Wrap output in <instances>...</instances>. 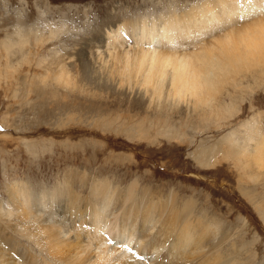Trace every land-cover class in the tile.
Segmentation results:
<instances>
[{
  "label": "rangeland",
  "instance_id": "obj_1",
  "mask_svg": "<svg viewBox=\"0 0 264 264\" xmlns=\"http://www.w3.org/2000/svg\"><path fill=\"white\" fill-rule=\"evenodd\" d=\"M212 1L214 0H0V264H101L92 238L95 235L104 236V233L91 232L87 220L83 218L79 222L76 218L78 213L89 209L88 204L94 200L91 201L89 196L91 185L101 179L110 182L121 193L115 196L114 203L107 211L112 213L108 220L111 228L116 227V220L125 214L122 206H133L135 201H131L136 196L140 198L141 190L153 194L150 199L153 198L157 206L164 198L162 203H169L159 206V227L149 237V232L146 235L135 230V240L128 251L129 255L136 256L135 261L139 264L146 261L140 260L138 251L145 246L148 250L153 238L162 244L155 253L157 263L169 264L166 255L169 243L164 241L167 240L166 234L160 230L164 227H176L175 221H167L166 214L168 216L174 211H182V203L188 200L193 201L196 206L192 209L193 216L203 221L209 219L219 222V234H216L215 242L209 248L221 244L216 245L219 248L213 250L220 251L218 255L221 254V260L231 259L238 264H264V221L260 216L264 213V167L251 163L250 142L248 146L245 145L247 148L244 147V155L240 157L230 152L227 154L225 148L234 146L223 140L232 132L239 140L244 136L241 126L247 123H256V135H264V63L250 65L264 58V51L256 59H250L247 54L249 57L245 56L243 61L233 64L236 65V73L232 70L227 80L223 76L220 83L227 82L215 86L219 91L215 93L214 99L202 100L195 91L188 90L178 94L169 85H162L160 90L155 89V83L159 79L161 83L170 81L171 74L175 71L176 59H172L170 63L165 62L162 68L169 71L171 69L172 72L162 73L161 69L149 80L136 70L137 55L134 52L137 49L133 42H136L135 37H139V33H135L138 36L123 33V38L127 40L120 39V46L131 50V66L126 71L121 68L122 63L117 61L118 55L112 57L108 53L105 48L107 41L101 43L109 30H115L125 20H147L146 22H153V25L155 21V24H159L166 18L176 16L179 22L185 19L181 22L184 25L188 21L185 17H189L185 16L186 13L193 16L199 13L194 14L198 10L207 13L210 11L206 8L207 4ZM242 1H250V6H253L252 4L261 3L262 0H233L232 3L236 6L240 2L239 6L242 8ZM244 12L248 13L242 15ZM260 14V18H264V10ZM260 14H257L255 8L230 10L223 16L220 24L217 25L220 18L209 24L215 25V30L200 35L198 27L193 23L186 25L191 32L188 38L184 32L186 27L184 31L173 34L174 37L180 35L174 41L176 45L172 46L166 41L161 45L157 43L158 38L153 39V45L150 44L149 48L174 53L190 51L187 62L190 61L189 64L192 65L196 61L195 57L202 55L200 52L206 47L204 44H217L214 37L219 34L230 30L231 34L228 35L232 38L238 36L239 32L252 35L249 25H253ZM205 17L206 15L203 18ZM16 19L26 28L38 27L36 23H39V27L46 29V32V23L57 25L62 22L65 23V31L42 45L35 42L31 35L26 41L22 34L23 37L20 38L25 40L21 42L20 38H16V45L6 51L4 44L10 43L6 38L12 35V28L18 23ZM148 40H152V37ZM172 41L173 39L170 40ZM202 42L204 44L192 49ZM244 45L247 46L248 43L244 41ZM232 48L234 52H239L237 56L247 51L239 44ZM122 50L120 48L117 52ZM230 51L227 52L228 55L234 53ZM219 56L221 58V55L217 57ZM86 57H89L91 63L104 64L99 69L102 73L96 77L89 76L88 80L82 77V60ZM209 58L210 56L207 59L211 60ZM243 63L246 67L240 69L238 66ZM62 64H66L68 77L64 73V80L58 82L55 79V82L54 78L60 73ZM144 64L145 67L146 63ZM195 64L201 70L205 65ZM157 75L161 77L158 78ZM157 92H161L159 97ZM259 141L255 139V142ZM201 148L216 149V152H211L214 158L208 168L198 166L194 160L193 156ZM261 163L264 164V160ZM67 181L73 184L72 187ZM22 186L26 188H23L26 194H35L44 199L51 194L57 195L53 196L54 199L51 198L53 200L49 197L47 201L45 199L46 205L38 212L40 214L37 221L40 220L42 224L45 220L49 222L48 225L43 224L45 228V225L57 224L65 230V234L60 236V239L65 240L64 263L49 256L45 247L46 234L43 230L38 231L39 222H31L22 215L18 207H12L9 189ZM131 186L134 195L130 201L124 195ZM60 188L67 192L64 195L66 197H58L55 189ZM46 195L48 196L45 197ZM174 196L176 197L173 198ZM123 197L128 202L121 199ZM138 197L136 201L139 200ZM62 198L65 200L63 208L58 204ZM119 202L124 205L117 206ZM140 217L136 220L140 221ZM131 218L133 220L134 217L130 216ZM80 223L82 226L79 229ZM66 230H71L70 234ZM219 239L222 242L218 243ZM109 240L110 237L106 241ZM114 243L111 240L106 245L118 247ZM207 250L208 247L204 255L209 253ZM178 258L179 256L172 257L171 262H199L193 260L181 263L177 262Z\"/></svg>",
  "mask_w": 264,
  "mask_h": 264
},
{
  "label": "bare ground",
  "instance_id": "obj_2",
  "mask_svg": "<svg viewBox=\"0 0 264 264\" xmlns=\"http://www.w3.org/2000/svg\"><path fill=\"white\" fill-rule=\"evenodd\" d=\"M232 1H230V0H214V1L207 4L206 8H208L210 10L207 13L204 11L200 12V10L195 11L194 14H196L198 12L199 13L194 15V16L192 14L189 15V13H186L185 16H189V17H185V18H188L187 19L188 21L184 25L181 22L185 19H181L180 20L181 22H179V19L176 16H174L173 18H166V19H164L165 21H163L162 23H160L161 22L160 21L159 24H155V22H156L155 21L153 25H152L153 22L152 23L146 22L147 21L146 19H145L146 21L140 20V22L135 21V20L134 21L125 20L122 23L120 22L121 24L120 25L118 24V26L115 30H109L108 34L104 38L101 39V43L102 42L105 43V41H107L105 48L107 49L108 53H110V56H112V57L113 56L117 57V55H118L117 61L122 63L121 68L122 69L124 68L126 71V70H129V67L131 66V62L129 60V57L131 55V52H130L131 50L124 49V47L120 46V43L122 42L121 40H125L123 38V33H130V35H133V36H138L135 33H139V37H135L136 42H133V43H134V46L135 45L137 46V47L135 46V48L137 50L134 52L137 55V58H136L137 69L136 70H138L139 72H142V75H144L143 77L147 76V78L149 80L152 76L155 75L156 71H160L163 68V65L165 62L170 63V61L172 59H176V61H175L176 64L174 65L175 71L172 72L170 69V71L172 72L171 77H170V81L169 82L163 81V83H161L159 81L161 79H159L155 83V89L156 90H160L162 85H164V86L167 85V87L169 85L178 94H180L184 91L190 90L192 92L195 91L197 96L199 95V97H201L202 100H207V98L208 99L210 98V100H213L215 97L214 96L215 93L219 89V88L215 89V86L218 83L223 81L224 75L226 76L225 80H227V79H229L227 76L236 70L235 69L236 65H233V64L240 62V61H243V58H245V56L246 57L248 56L247 54L250 55V59H256L255 57H259L261 55V53H263V51H264V20H263L264 18L263 17L260 18V16H261L260 13L262 12V10H264V0H262L261 3L252 4L253 6H250V4H251L250 1H247V2L242 1V4H243L242 8H240V6H239L240 2H237L236 6H235V3L233 4ZM251 1H253V0H251ZM221 3L224 5H220ZM243 8H246V9L255 8V11L257 12V14H260L259 17H257L255 19L257 22L254 20L255 23H253V25H255V24H257V25L253 26L251 24L250 25L248 24L249 27L252 28V29L250 28V30H252V32H250L252 35L248 36V33L245 34L244 32L243 33L239 32L240 34H238V36L232 38V37H230L231 35H228V33H230V30H229L228 32L221 33L218 36L214 37V40L215 41L217 40V44H215V46H213L212 44L209 45L210 42L206 43V45L204 44V42H202V43H198L196 45L194 44L195 46H193V47L191 46L192 49H196L199 45L201 46L202 44H204V46H206V47L203 46L204 48L201 50L202 52H200L202 55L195 57L196 61H194L195 63L205 64L204 68L202 66L203 70H201V68L199 67L198 64L193 63L191 65V64H189L190 61L187 62V60L191 54L190 51H188V52H182L181 51V53H174L171 51L165 52L164 50L152 47L153 39H158V38H159V40H157V43H159V44H161V43L163 44V41H166L167 44H170L172 46L176 45V44H174V41L176 40V38H180V35L177 34L176 37H174L173 34L184 31L185 27L187 29L184 32H186V36L188 38V36H191V34H190L191 32H190L189 27L186 25H191L193 23H195L196 26L198 27L197 31H200V33H201L200 35H203L206 32H209L211 30H215V25H209L214 21V19L217 20L218 18H220L219 23L217 22V25H218L222 22V18L227 12L229 13L230 10L238 11V10L243 9ZM17 12H15V13H17ZM246 13H248V12H244L242 15H245ZM204 15H206L205 18H203ZM41 16H39V19H41ZM16 17H18V16L16 15ZM201 18H203V19H201ZM17 19H16V21H17ZM20 19H22V18H20ZM41 21H43V20H41ZM41 21H40V23H41ZM17 22H16L17 24L14 25L12 28L13 29L12 35H9L6 38V41L10 42V43L4 44V49L6 51H9L10 49L13 48V46L16 45L14 40L17 41V39H19L21 36L23 37L22 34H24L26 41H28L27 39H29V37L31 35V37L34 38L33 40L35 42L42 45L45 43L47 44L48 41H51V40L57 38L58 35L62 34L65 31V23H62V22L58 23L57 25H52V24L46 23L47 25L45 24L46 27H44V28H48L47 32L45 31L46 29L44 30V29H42V27H39V23H36V25H38V27L35 26L32 28H26V27L22 26V25H24L22 22H20V21H17ZM217 25H216V27H217ZM248 25H245V26H248ZM246 32H249V31L247 30ZM195 36H197L196 33H195ZM151 37H152V40L149 41L148 38H151ZM25 38H20L21 42H23V40H25ZM171 39H173L172 42H170ZM235 39H237V40H235ZM244 41L248 43L247 46L244 45ZM150 44H152L151 45L152 49L149 48ZM238 44L241 46H244L245 49H247V51H245V49H243L245 52H242L237 56V54L239 52L238 53H237V51L234 52L232 47L236 46ZM125 45H127V44H125ZM116 46H117V49H116ZM128 46H127V48H128ZM96 48H98V47H96ZM120 48H123L122 52H117ZM167 48H169V46ZM251 48H252V51L250 50ZM89 49L91 50V48H89ZM89 49H87V50L90 51ZM131 49H134V48H131ZM230 50H232L234 52L232 55L227 54V52ZM88 53L90 54L91 52H88ZM194 53H195V51H194ZM230 53H231V51H230ZM218 55H221V58H220V56L217 57ZM222 55H224V56L222 57ZM209 56H210L211 60L207 59V57H209ZM82 61H83L82 62V73H83L82 77H83V79L88 80L89 76H91V77L95 76L96 77L97 74L102 73L99 69L103 68V65H104L103 63H102V65L101 64L99 65V63L98 64L91 63L89 57H86ZM260 61L254 62L253 64H250V65H261L262 62L264 63V58L260 59ZM144 63H146L145 67L143 66ZM207 64L211 65V66L208 67ZM238 67L240 69L241 68L243 69V67H246V64L243 63ZM132 70L133 69H131V71ZM170 71L167 70L166 68L162 69V73H167ZM64 73H65V76L68 77L66 64L61 65L60 73H58L55 76L54 80L56 79L58 82H60L62 79L64 80V78H63ZM235 73H236V71H235ZM169 75H170V73H169ZM160 77L158 76V78H160ZM56 80H55V82H56ZM91 80H92V78H91ZM226 82L227 81L220 83V84L223 85V84H226ZM160 94H161V92H157L158 97L160 96ZM190 94H192V93H190ZM193 95H194V93H193ZM226 110H228V109H226ZM255 124L247 123V124L242 125L241 126L242 129H244V132L242 134L244 136L239 138V140L237 139L238 137L237 138L235 137L233 132L228 133L227 136H225V138H223V140L225 139L226 142H230V144L231 145L233 144V146H234V148L231 146L225 148V149H227V154L230 152V153H233V154L238 155V156L244 155L243 151L245 150V148H247L245 145L248 146V144L250 142V144L252 145V148H250L251 151L249 153L251 163L253 165L256 164L259 167L262 166L261 168H263L264 164L261 162L264 160V159L262 160V158L264 156V135L259 136L258 134H260V133H257V135H256L257 130L255 128H258V126H254ZM255 137L257 138V140H260V141L255 142V139H256ZM227 145H229V143ZM235 145H236L237 150H235ZM209 149L210 148H208V149L201 148V150H199L193 156L195 158V159L194 158L193 159L195 160V162L197 163L198 166H201V167L203 166L202 168H204V167H207L208 165H211L213 163V160L211 161V159L214 158V155H212L211 152H213L212 150H214L215 148H212L210 150ZM218 151H219V147H218ZM218 153H221V152H218ZM225 153H226V151H225ZM213 154H215V153H213ZM242 156H240V157H242ZM252 164H250V165H252ZM259 167H258V169H259ZM79 179H81V178H79ZM67 184L70 187H72V185H73L70 181H69V183L67 181ZM93 184L91 185L92 190H91V193H89L90 194L89 196H91V198H90L91 201H92V199H94V200L88 204L89 209L86 210L84 213H82L80 211L81 213L80 214L78 213V215H77L78 217H76V218H77V221L79 220V222H81L80 220H82L83 218L85 220H87L88 224L90 225L91 232L104 233V236H101V237L94 234L95 236L92 238V239H94L93 244H95V248H94L95 253L99 256L98 260L101 262V264H139L137 261H135V260H137V259H135L136 256L135 255L134 256L129 255V251H128L129 248H132V245H133L132 243H134V240H135L134 234L137 232L135 230L138 229L139 232L141 231V233H144V234L149 232L148 235L146 234L149 237L150 234L152 233V231L156 230V228L159 227V224H157L158 223V218H157L158 217V211H160V209H161L159 206L168 205L169 203L163 204L162 201L165 199L164 198L161 202H159V205L157 206V204L153 200V198L150 199V197H152L153 194L151 193L152 195H150L149 193H147L144 190H141L142 192L140 193V198L138 196H136L139 198L138 201L135 200L136 197L133 201H131L130 199H132L133 195H134L132 193L134 190L133 189L134 186L132 185L133 187L132 186L130 188L128 187L127 193H126V195H124V197H126L131 202L135 201L136 203L134 202L133 206L130 204L131 206L127 207L126 206L127 203L125 202L126 203L125 206L127 208L122 206V209L124 208V210L126 211L125 214L122 215L123 217L121 219H118V221L116 220V222H117L115 224L116 227L111 228V226L109 227V225H108L111 222L109 223L108 220H109L110 215L112 213H108L107 211L110 210V205H112L114 203V201L116 199L115 196L120 192V190L117 187H113L110 184V182H107L105 179L96 180L95 183H93ZM23 188L24 187L22 186L20 188L12 187L9 189V196L13 200V206L12 207H14V209L16 207H18V210L22 213V215L23 216L25 215L26 218L31 220V222L37 221V216H38V214H40L38 212H40V209H42L46 205V204L44 205L45 199H46V201L48 200V197L50 199L51 198L54 199V197L57 195L56 194L55 195L51 194L50 196L46 195L45 197H47V196L48 197L44 199L43 197L35 195V194H33L34 196L30 193L26 194L25 191L23 190ZM80 188H81V186H80ZM24 189H26V188H24ZM62 190H61V188L59 190L55 189V192H58V195H59L58 197H60V195H62V196L66 195L65 194L66 191L64 192ZM120 194L121 193H119L118 195H120ZM64 197H66V196H64ZM124 197L121 199L128 202V200ZM175 197L176 196H174L173 198H175ZM53 199H51V200H53ZM121 199H119V200H121ZM117 200H118V197H117ZM160 200L161 199H159V201ZM116 202H118V201H116ZM121 202H122V200H121ZM62 203H65L64 199L59 201V203H58L60 205V207L62 206L61 208H63ZM195 203H197V202H195ZM182 204L184 205V207H182V211H179V212L174 211L173 212V210H172V212H173L172 214H170L168 216H167L168 213L166 214L167 221H170V220L175 221L176 227L175 228L164 227V228H161V230H160L162 233L166 234L167 240H164V241L169 243L168 249L166 252V255L168 256L167 260L169 261V264H173L171 262V260H172L171 258L174 256H179L177 262L180 261L181 263H184L186 261H189V263H190L193 260H197V261L199 260L198 264H238L237 262H234L231 259L230 260H221V258L219 257L221 254L218 255V253H220V251L216 252L217 251L216 250L215 252H213V250L221 244H219V245L215 244V245H213L212 249L209 248V245L215 242L216 234L218 232L217 229H218V227H220L219 222H217V221L214 222L212 220L209 221V219L208 220L206 219L207 221H203L201 218L193 216L192 215V213H193L192 209L196 206L194 205L193 201H191V200H188L187 202H184ZM182 204H180V205H182ZM121 205H124V204L122 203ZM121 205H120V202H119V204H117V206H121ZM173 205H174V203H173ZM173 205L170 206L171 209H172ZM27 206H29V207L26 208ZM165 207H167V206H165ZM61 208H60V210H62ZM114 208H112V209H114ZM116 208L118 209V207H116ZM162 208H164V206ZM166 209H169V208H166ZM170 210H168V211L171 212ZM72 211H73V209H72ZM165 211L166 210L164 209V212ZM200 213H202V212H200ZM41 216H42V214H41ZM41 216H39V217H41ZM51 216H52V214H51ZM130 216L134 217L133 220H132V218L130 219ZM138 216L139 217L141 216L140 221L136 220ZM260 216H261L262 220L264 221V213L261 214ZM172 217H174V218L172 219ZM213 220H215V219L213 218ZM31 222H29V223H31ZM37 222H39L38 225L40 226L39 227L37 225L39 228V229L37 228L38 231L43 230V233L46 234V237H45L46 246L45 247L48 250L49 256L52 257L54 260L60 262V263H64V257H66L65 240L60 239V236H63V233H64L63 231H65V230H63V228L59 227V225H57V224L52 225V226H47L49 224V222H47L46 220L43 221V224H47V225H45L46 228L43 227V224L41 223L40 220H38ZM114 222H115V220H114ZM78 226L80 229V227L82 226V223H80ZM108 227L110 228L109 230H108ZM129 227H132V229H129ZM221 228H223V227L221 226ZM222 230H224V229H222ZM69 232L67 231L68 234H70ZM43 233H41V234H43ZM218 234H217V236H218ZM109 237L111 238V240L115 241L114 245L118 246V247L111 248V247L106 245L107 242L111 241V240L106 241ZM221 239H224V238L222 237ZM226 240L227 239H225V241ZM219 241L222 242V240H220V239L217 242L220 243ZM158 242H159V240H157L156 238H153L149 242L150 247L148 250L145 248L147 246H145L140 251H138V253L140 255V260L142 261L144 259V261H146V262H143L142 264H160V263H157V260L155 259V256H156L155 253L157 251V248H159V246L162 245V244H159ZM142 243H144V242L142 241ZM216 245H218V246H216ZM119 246H121V247H119ZM207 247H208L207 251L209 253L204 255ZM55 257H57V258H55ZM197 257H199V258L197 259ZM78 258H79V256H78ZM156 258H157V256H156ZM132 259H133V261H132ZM161 264H163V263H161ZM176 264H180V263H176Z\"/></svg>",
  "mask_w": 264,
  "mask_h": 264
}]
</instances>
